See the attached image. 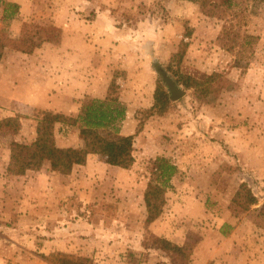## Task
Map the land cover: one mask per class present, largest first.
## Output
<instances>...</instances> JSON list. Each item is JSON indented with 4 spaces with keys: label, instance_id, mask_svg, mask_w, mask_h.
<instances>
[{
    "label": "rangeland",
    "instance_id": "1",
    "mask_svg": "<svg viewBox=\"0 0 264 264\" xmlns=\"http://www.w3.org/2000/svg\"><path fill=\"white\" fill-rule=\"evenodd\" d=\"M7 2L0 0V35L18 39L24 23L49 32L32 54L7 50L0 60V120L17 116L22 123L16 135L0 131V264H61L64 256L97 264H170L155 237L178 244L199 239L190 264H264L258 224L264 206V1L209 0L203 7L187 0H94L95 11L111 7L118 35L92 56L78 47L81 35L57 26L60 0H35L28 12L5 19ZM95 11L76 19L93 22ZM187 27L191 38L184 37ZM183 39L189 46L178 61ZM158 64L171 79L177 71L200 79L219 73L222 93L203 103L181 87L186 95L172 101ZM96 73L108 85L118 73L126 116L118 132H100L111 140L134 135V165L122 169L91 155L70 175L51 171L49 162L23 176L8 175L11 142L32 143L43 111L74 117L87 100L98 99L88 93ZM165 98L170 109L152 114ZM55 135L59 147L83 145L76 126L57 124ZM159 157L177 173L162 215L147 224L144 192L159 180ZM237 191L254 192L258 204L239 210L232 202Z\"/></svg>",
    "mask_w": 264,
    "mask_h": 264
},
{
    "label": "trees",
    "instance_id": "2",
    "mask_svg": "<svg viewBox=\"0 0 264 264\" xmlns=\"http://www.w3.org/2000/svg\"><path fill=\"white\" fill-rule=\"evenodd\" d=\"M198 2L206 7L209 0H187ZM264 1V0H263ZM5 4V19L12 18L19 13V5L16 3ZM25 33L18 39H11L0 35V60L7 50H16L32 54L36 49H40L46 42L48 27L41 25H30L24 23ZM193 28L187 27L185 38H191ZM255 40V37H251ZM189 42L183 39L180 42L179 50L174 54L178 61L184 57ZM118 73L114 74L109 85V94L105 100L89 99L81 107L76 116H66L53 111H43L37 117L36 138L30 144L12 141L10 144V159L6 172L8 175L23 176L32 168L40 167L45 162L50 163L51 171L70 175L75 166L85 165L91 155H103L107 163L122 169H130L135 163L134 155V135L123 136L114 140L104 137L100 130L111 128L115 132L120 130L119 123L125 119L126 109L117 94L119 86L116 83ZM221 78L219 73H212L204 78H196L192 75L176 72L174 80L177 86L195 92L196 99L200 102H210L219 98L222 87L216 84ZM159 105V108H158ZM172 103L169 98H165L162 103L154 104L150 108L152 114L162 115L167 112ZM76 126L83 140L81 147H59L56 144V126ZM22 123L20 117H8L0 120V131H10L16 135L21 130ZM157 181H150L144 192V201L147 208L146 223L151 224L158 219L162 213L166 202L165 193L168 183L177 173V167L170 163L167 158L159 157L155 160ZM163 183H160L162 182ZM233 203L242 211H249L252 205L259 202L258 196L252 191H237L234 195ZM259 226L264 228V206L258 210ZM199 242H185L178 244L169 239L155 237V246L163 250L170 257V264H190L195 246ZM61 264H97L88 257H80L71 260L67 256L61 259Z\"/></svg>",
    "mask_w": 264,
    "mask_h": 264
},
{
    "label": "crops",
    "instance_id": "3",
    "mask_svg": "<svg viewBox=\"0 0 264 264\" xmlns=\"http://www.w3.org/2000/svg\"><path fill=\"white\" fill-rule=\"evenodd\" d=\"M10 2L17 3L19 5V13H26L28 9L31 8L33 2L35 0H7ZM61 8L56 13V23L58 27H61L65 33H69L74 35L78 33L83 37V43L79 44L78 47H82L90 50L89 53L92 56L96 54L98 51H103L107 47L113 45V36H117V28L113 25L112 20V9L111 7H99L97 11H95V3L94 0H60ZM76 9V10H75ZM96 13V18L93 22H81L76 19L77 13L81 15H87L90 12ZM72 16L73 18L69 22V19H64V17ZM70 30V31H69ZM73 38V37H72ZM85 38V40H84ZM70 37H66L63 42V47L68 46L70 41ZM68 40V42H66ZM72 40V39H71ZM76 42V41H73ZM75 47V44H73ZM72 46V47H73ZM99 55V54H98ZM100 56L98 58L100 59ZM87 57V56H86ZM89 57V56H88ZM78 58V57H77ZM97 59V57H89L87 60L91 63L101 62V60ZM80 60V58H79ZM100 74V73H99ZM98 73L95 76H92L89 80L88 86L90 89L88 93L93 97L103 98L106 97L107 89L109 85L107 84L106 78H97ZM105 84V87L103 85ZM130 114L127 115V119H130ZM247 264V263H246ZM248 264H256V263H248Z\"/></svg>",
    "mask_w": 264,
    "mask_h": 264
},
{
    "label": "water",
    "instance_id": "4",
    "mask_svg": "<svg viewBox=\"0 0 264 264\" xmlns=\"http://www.w3.org/2000/svg\"><path fill=\"white\" fill-rule=\"evenodd\" d=\"M156 70L163 77V80L171 93L172 101H177L186 95V91L177 86L175 81L168 76L167 72L161 67V65L158 64Z\"/></svg>",
    "mask_w": 264,
    "mask_h": 264
}]
</instances>
